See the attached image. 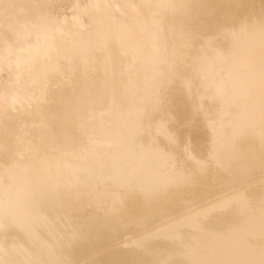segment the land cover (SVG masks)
<instances>
[{
	"label": "bare ground",
	"instance_id": "obj_1",
	"mask_svg": "<svg viewBox=\"0 0 264 264\" xmlns=\"http://www.w3.org/2000/svg\"><path fill=\"white\" fill-rule=\"evenodd\" d=\"M258 45L264 0H0V264H264Z\"/></svg>",
	"mask_w": 264,
	"mask_h": 264
},
{
	"label": "rangeland",
	"instance_id": "obj_2",
	"mask_svg": "<svg viewBox=\"0 0 264 264\" xmlns=\"http://www.w3.org/2000/svg\"><path fill=\"white\" fill-rule=\"evenodd\" d=\"M256 48V47H255ZM256 51L257 52H260V53H263L264 52V46L263 45H258L257 46V49H256ZM258 89V90H257ZM257 91H258V94H259V91H261V92H264V84H262V85H259L258 87H257ZM258 94H257V97H258ZM261 94V93H260ZM263 96V97H262ZM259 100H260V102L262 103V105L264 106V94L262 95H260L259 96ZM249 100H250V98H249ZM248 106H249V102H248V99L246 98V99H242V101L238 104V106L236 107V108H234L233 109V111H234V113H237V111H239L240 113L241 112H243V113H246L247 114V112L250 110L249 108H248ZM227 136H228V134L226 133L225 135H224V137H226L227 138ZM264 186V180H261L259 183H257V184H255L254 186H252L250 189H253V188H257V187H261V186ZM247 191V190H246ZM195 232V231H194ZM196 233V232H195Z\"/></svg>",
	"mask_w": 264,
	"mask_h": 264
}]
</instances>
